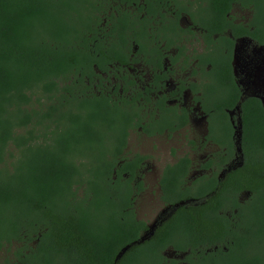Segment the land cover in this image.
Masks as SVG:
<instances>
[{
    "label": "trees",
    "instance_id": "obj_1",
    "mask_svg": "<svg viewBox=\"0 0 264 264\" xmlns=\"http://www.w3.org/2000/svg\"><path fill=\"white\" fill-rule=\"evenodd\" d=\"M165 1L0 0V264H177L169 250L191 261L204 256L200 246L222 242L228 218L217 212L227 201L243 209L236 195L249 190L259 207L261 185L257 176L246 180V166L221 181L213 174L187 185L192 162L185 155L167 164L158 181L161 203L177 206L171 216L152 230L136 216L147 156L126 152L129 134L140 130L150 137L178 128L163 116L164 98L158 97L161 118L155 120L150 105L156 91L130 72L149 67L153 85L160 84L164 47L149 55L147 32L160 9L150 3ZM194 1L201 28L219 39L216 53L195 59L216 84L204 93L205 112H213L204 141L224 149V163L235 148L226 111L240 96L232 41L224 34L264 44V0ZM234 6L250 11L245 26L229 20ZM163 11L159 22L166 19ZM174 11L177 18L181 12L191 16L179 4ZM173 25L169 21L168 29ZM239 110L244 163L249 157L257 163L264 156V107L246 98ZM227 253L217 252L224 259ZM230 258L231 264H260Z\"/></svg>",
    "mask_w": 264,
    "mask_h": 264
},
{
    "label": "flooded vegetation",
    "instance_id": "obj_2",
    "mask_svg": "<svg viewBox=\"0 0 264 264\" xmlns=\"http://www.w3.org/2000/svg\"><path fill=\"white\" fill-rule=\"evenodd\" d=\"M141 3L142 2H139L136 6H140ZM177 3L180 8H187L193 18L191 16L190 18L186 12H181L177 18L174 11L178 6ZM148 4L149 3L145 4L143 8H147ZM151 4L160 7V9L156 12V18L152 21L151 27L148 28L147 33L150 39L148 54L155 55L157 47H164V50L161 52V56L163 57L162 71L159 72V76L162 79L160 80L159 85L154 86L152 82L154 73L149 67L141 68L135 66L134 69H130V72L134 75L136 82L140 84L139 78H142L144 81L141 84L151 87L156 91L157 98L153 93L151 95L153 98L150 105V109L155 112V120L161 118L159 117L160 100H158V97L164 98L166 105L165 111L168 112L167 114L164 113L163 116H167V118L172 121L173 128H178L170 134L165 130L162 135L165 134L166 136H171L174 133L188 130L191 122L198 121V117H195L197 114L200 116V121L205 120L207 134L209 123L208 117L210 114L213 115V112L211 110L209 113L205 112L203 106L204 93L210 85L215 84L211 83L206 77H204L200 68L201 64H199L195 58H198L203 54H208V52L211 54H213V52L216 53L219 44L218 36L216 34H211L209 36V32L201 28L197 18L199 10L194 0H167L163 3L151 2L150 5ZM133 6H135V4H133ZM165 7L167 11H163ZM162 11L166 19L164 22H159V13H162ZM229 16L234 17L232 20L228 18L232 23L245 26L250 20V11L248 9H241L239 6H234L228 14V17ZM169 21L174 23L172 27L175 29V32L171 31L172 27L168 29ZM224 35L229 37L232 41V46L230 48L232 54V72L234 83L238 87L240 94L239 101L237 102L238 105L235 109L226 111L233 128V135L235 136V117H238V123H240L239 104L246 98H255L264 107V44H258L256 40L251 39L248 36L232 37L231 33H225ZM222 49L225 50L224 52L227 51V48ZM137 51L138 50L134 46L132 49L133 56H136ZM139 56H141V54ZM208 69L209 66L205 68V70ZM142 72L144 74H141ZM145 76L147 78L146 81L144 79ZM157 86L158 88H156ZM162 135L154 134L150 137H158ZM203 142H200V147L210 145L211 147H214L215 150L209 154V157L202 164L208 159H212L213 161L209 168L199 169L201 170V173L198 177L188 180L189 174L192 170L191 165L187 175V185H190L191 182L199 177H210L213 174L216 175L218 181H221L224 180L229 173L246 166L244 167L246 180L250 181L254 176H257L260 182V204L259 207L255 205L251 196L252 193L249 190L241 191L236 195V199L238 204L245 208L240 209L236 203L227 201L226 209L217 212L219 215L225 214L228 218L227 230L225 236L222 237V242L208 246H200V249H205L204 256H196V258H193L191 261L184 260V255L176 256L174 252L167 254L176 261L177 264H191L192 262L194 264L234 263L233 260L230 262V260L233 259L230 258V256L248 261L254 259L260 264H264V156H260L258 159L261 161L257 163L253 162L254 157H249L247 162L244 163V154L242 153L240 146L236 145L235 139L233 156L231 158L228 157L226 162L221 163V158L227 157L228 155L223 152L224 149L217 144L211 142L205 143L204 140ZM218 154L221 155L219 156ZM250 167H254L253 174H251ZM194 202H196L195 205L203 203L202 200ZM176 207L177 206L169 207V213H166L158 224L167 220ZM215 220H213V223ZM214 242H216V239ZM218 250H221L223 253L228 252L227 257L224 259L221 254H217ZM247 251H250V253H247ZM198 254H200V252ZM207 256V260L203 259V257ZM237 263H242V261H238Z\"/></svg>",
    "mask_w": 264,
    "mask_h": 264
},
{
    "label": "rangeland",
    "instance_id": "obj_3",
    "mask_svg": "<svg viewBox=\"0 0 264 264\" xmlns=\"http://www.w3.org/2000/svg\"><path fill=\"white\" fill-rule=\"evenodd\" d=\"M141 74L144 73L142 72ZM144 79L145 81L147 80L146 76ZM195 117H198V121L191 122L188 130L174 133L170 137L165 134L158 137H147L140 130L131 131L129 134L126 152L147 156L141 171L144 191L137 197L134 209L137 218L146 222L149 230L160 223L166 213H169V207H165L159 198L158 180L162 168L166 164H172L178 158L187 155L192 161V170L188 180L195 179L201 173L199 165L215 150L210 145L199 146L206 135V123L205 120L200 121L199 114L195 115ZM235 119L236 139L239 121L238 117H235ZM189 203L195 204L196 202L191 201ZM148 234L146 233L143 236H148ZM186 241L184 237H181L179 242L184 244ZM170 252L172 251L169 250L167 253ZM247 253H250V251H247ZM4 258L5 251L0 254V263Z\"/></svg>",
    "mask_w": 264,
    "mask_h": 264
},
{
    "label": "water",
    "instance_id": "obj_4",
    "mask_svg": "<svg viewBox=\"0 0 264 264\" xmlns=\"http://www.w3.org/2000/svg\"><path fill=\"white\" fill-rule=\"evenodd\" d=\"M239 141H240V123H238V131L236 132V145L237 146H239ZM145 237L147 238V235L142 237L139 241L134 242L132 245L142 242ZM128 248L129 246L125 247L124 249L120 251V253L116 256L114 263H116L121 258V256L128 250Z\"/></svg>",
    "mask_w": 264,
    "mask_h": 264
}]
</instances>
